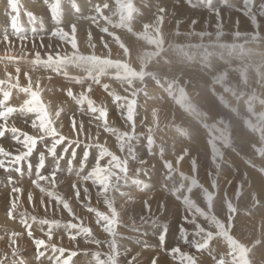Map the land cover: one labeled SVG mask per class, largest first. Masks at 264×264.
<instances>
[{
	"label": "rangeland",
	"instance_id": "374dc122",
	"mask_svg": "<svg viewBox=\"0 0 264 264\" xmlns=\"http://www.w3.org/2000/svg\"><path fill=\"white\" fill-rule=\"evenodd\" d=\"M16 1L9 4L11 8L4 3L5 10L9 9L12 14L11 17L3 15L9 23L0 28L3 34L7 33L8 39L15 37L14 44L30 42L33 38L41 40L46 33V36H51L52 40L47 38L50 41L58 39L63 46L67 43L64 40L67 35L60 38L52 34L54 30L66 33L65 29L53 27L50 30L27 1ZM63 1L58 3L61 19L66 18L64 12L68 11L65 9L67 3ZM206 1L216 6L222 2L219 5L221 9L226 7L239 12L244 20L231 25V28L224 21L215 25L206 21L208 26H199V19L185 18L197 11L206 15ZM215 1L123 0L118 4L102 0L107 3L102 9L113 8L119 12V16L110 14L113 19L106 17L114 23L102 18V24L116 28L119 26L116 23L121 22H132L138 27L148 26L152 17L145 19L144 16L154 14L160 17L157 29L146 32L142 44L133 54L119 30L102 34V41L107 46L121 52L117 57L112 58L102 50L96 51V43L93 47L96 50L92 49L94 52L86 54L82 51V54L79 51L80 38L76 37L79 35L77 27L70 40L78 48L76 52L64 51L60 45L49 51L37 48L42 58H46L48 53L53 57L57 53L66 57L65 62L59 65L35 64L36 52L34 49L25 51L24 43L16 45L17 49H9L10 53L22 55V58L18 56L19 60H10L12 69L38 77L41 81L50 79V84L56 80L57 85L44 88L43 93L48 95L56 89L64 92L71 89L77 97L83 93L95 107L107 111V127L114 130L106 131L105 122L97 120L96 114L89 112L87 104L80 107L67 95L66 104L53 100L50 95H41L51 113L55 114L63 108L54 125L63 135L67 130L71 134L66 132L65 136L73 139L77 135L68 122L75 114L76 121L83 122L82 141L98 140L127 162L128 173L121 175L120 182L117 181L118 188L113 193L119 214L118 223L113 226L114 235L103 231L96 224L94 214L87 211L84 205L89 201L82 202L83 188H80L81 205L73 211L92 228L99 244L87 242L82 237L71 241L63 225L73 218L47 213V218L62 222L53 232L50 243L76 251L77 255L72 257L73 264H95L94 253H100L101 258L115 257L116 264H153L154 258H157L156 264H264V0ZM95 14L83 7L72 9L68 16H76L75 21H78ZM49 18L54 19L53 16ZM94 20L95 17L92 18ZM12 21L22 29L19 36L15 35ZM97 21L95 24H101ZM93 32H96L95 27ZM0 35V38L4 36ZM27 43L24 47L28 46ZM19 63L28 64L25 68L29 72ZM51 68L55 69L53 74L49 71ZM81 69L83 72H77ZM17 76L20 77L13 75ZM11 81L15 84L13 79ZM37 83L40 81L31 80L32 86ZM122 84L124 88L119 87ZM4 87L7 89L8 84L5 83ZM15 89H9L12 95ZM76 90H82V93L78 94ZM88 91L98 92L100 99ZM162 112L166 113V119L161 116ZM28 115L30 117L14 114L9 120L14 124L27 120L31 124L35 116ZM28 126L30 133L31 127ZM10 136L11 133H8ZM11 139L8 140L16 142ZM15 144L18 143L12 145L15 147ZM19 149L22 150V145ZM10 152L18 154L15 149ZM92 153L93 150H90L89 162L80 170L82 153L78 149V156L73 161L75 170H67L68 175L57 173L64 179L57 182L55 190L58 192L63 188L66 193L64 198H75L72 184L75 182L73 178L77 177L76 170L81 175L91 170L94 164ZM107 159L103 162L106 163ZM52 167L54 165L47 161L46 170L51 171ZM4 172L0 175V197L5 195V200L12 198V195L9 198V191L13 187L23 188L36 178L34 171L29 176L26 164L23 176ZM9 175L13 176L11 182H8ZM13 182L16 184L10 187ZM133 186L140 190L133 189ZM23 193L28 195L26 191ZM89 193L91 205L106 211L102 198H95L96 191ZM121 193L128 195L122 196ZM160 194L165 195L167 200L160 201L157 197ZM39 195L46 196L41 191ZM167 203L171 210L177 211L176 214L164 207ZM10 207L11 202H5L0 207V239L23 232L29 237L22 222L10 220ZM26 207L17 200L13 216L22 219L25 212L37 217L45 216L43 212H31ZM44 228L47 231V226ZM32 230L35 237L47 239L35 223ZM162 231L167 232L164 242L158 239ZM30 241V244L9 240L0 242V264H54V259L48 257L59 253L41 248L45 255L38 260L37 249L33 240ZM67 255L68 251L64 257Z\"/></svg>",
	"mask_w": 264,
	"mask_h": 264
},
{
	"label": "snow or ice",
	"instance_id": "6c2138e0",
	"mask_svg": "<svg viewBox=\"0 0 264 264\" xmlns=\"http://www.w3.org/2000/svg\"><path fill=\"white\" fill-rule=\"evenodd\" d=\"M49 9L55 19L58 15V4L56 0H53ZM12 27L15 29L17 36H19L22 29L14 21H12ZM52 34L60 38H64V36L67 35L57 30H54ZM4 39L6 43H10L7 33H5ZM65 60L66 57L61 56L59 53H57L55 57H53L51 53H48L46 58H42L41 54L36 52L33 62L38 65H52L54 63L59 65L64 63ZM57 70L59 69L57 68ZM10 75L11 74H9V76ZM25 75L27 77V74ZM5 83V81H0V93H2V98H0V138L5 137L6 133H11L12 139L16 141V143L22 145V150L18 149V154L13 155V153L6 151L4 147L0 146V168L4 169L6 172L14 171L23 176L24 165L26 164L29 176H31L34 171L36 177L32 180V184L49 198L48 204L45 203L43 197H41L39 201L40 205L43 206L45 210L44 217L30 215L27 212L22 214V223L25 226V230L29 238L33 240L37 249L36 258L39 260L45 255L44 251H40L41 248H45L50 249L54 254L59 253V255H55L54 257H48L50 260L54 259V264H73L72 257L77 255L76 251L66 250L63 247H58L55 243H50L53 239V232L57 230L62 223L60 220L47 218L48 205H50L52 201H55L57 210L66 211L68 215L73 218L63 225L71 241H76L77 237H82L87 242L94 241L97 244H99L100 241L95 240L92 228L86 225L84 221L75 214L69 200L55 190L58 182L57 173L59 172L62 175L65 166L69 172L75 170L73 168V161L76 160L78 156V149L82 153L79 166L80 170H83L86 163L89 162L90 150H93L92 159L94 160V164L91 170L88 171L86 175H81V172L76 170L77 180L81 184L91 180L92 185L97 188V197L102 198L103 204L106 206L107 210L101 211L99 208L91 205L88 187L83 188V200L80 188L77 187L75 182L72 184V187L75 189L74 195L77 200H82V202L89 201L84 205L87 211L94 214L96 224L111 236L115 234L113 226L118 223L119 218V214L115 208L113 193L118 188L117 181L121 179L122 174H126L127 172V162L111 152L104 144L99 143L98 140L96 142L87 143L80 140L79 134L84 130L83 122L81 121L78 123L75 119V114L70 117V121L72 131L77 132V138L71 139L63 135L54 126L55 120L58 119L61 112L64 111L63 108L58 109L55 114L51 113L48 105H46L41 98L39 84L33 87L30 77H28V84L26 86H21L19 84V76L16 77L15 84L12 83L11 79L7 81V89L4 87ZM12 88L19 89L20 92L26 94L28 97L18 106L8 103L11 96V91L9 89ZM66 95L72 98L80 107L87 104L89 112L96 114L95 118L97 120L105 122V130L114 131L107 127V111L105 109L95 107L93 102L83 93L77 97L71 89H68ZM14 114H18L20 117H27L28 114H33L35 118L31 119L30 127L36 130L35 134L23 131L14 124L10 126L8 121ZM25 123L27 124V120H25ZM89 141H91L90 136ZM82 145L83 147H81ZM33 157H35V164L33 163ZM49 158H51V164L54 165L51 171L46 170V162ZM105 158H108L106 163L103 162ZM62 160L66 161L65 166L61 165L60 162ZM11 179L12 177L9 175V180L11 181ZM21 192L22 189L19 187L12 188L11 207L8 211L10 218H14L13 211L17 207L18 194ZM121 195L126 196L128 194L121 193ZM28 201L30 203L33 202L31 192L28 193ZM29 221H31V223ZM33 223L38 225L47 239L34 236L32 230ZM44 226H47V231H45ZM166 238V231H162L158 236V239L162 242L166 241ZM66 251H68V255L65 258L64 253ZM93 255L95 264H116L115 257L101 258L100 253H94ZM156 261L157 258H154L153 264H156Z\"/></svg>",
	"mask_w": 264,
	"mask_h": 264
},
{
	"label": "bare ground",
	"instance_id": "6f19581e",
	"mask_svg": "<svg viewBox=\"0 0 264 264\" xmlns=\"http://www.w3.org/2000/svg\"><path fill=\"white\" fill-rule=\"evenodd\" d=\"M16 1V0H15ZM23 3L25 2V1H27L32 7H34V9H35V13L36 14H38V15H40L39 16V19H41V20H44V23L45 24H48V27L50 28V30L51 29H53V27H55V28H58V29H65L66 30V34H67V36L64 38V40H66V44H64V46L62 45V43L58 40V39H55V40H53V41H50V40H48L47 38H50L51 39V36L50 37H48V36H46V34H45V36L44 37H42V39L41 40H36V39H34L33 37V39L32 40H30V42L29 41H25V42H17V43H15L14 44V41H15V37H14V39H12V40H10L9 39V41H10V43H6L5 42V39H4V37H5V33L3 34V32H2V30L0 29V33L2 34V35H4V36H2L1 38H0V77H1V80L0 81H5L6 83H7V79L9 78L10 79V77H11V79H13V81L16 83V77H13V75H20V77H19V83L20 84H22V86H26L27 84H28V77H30V80H33V81H40V83H37V84H39V88H40V93H41V95L42 96H48V95H50V97L53 99V100H58V101H60V102H64L65 104H66V101H64L65 100V98H66V92H64V91H61V90H59V89H56V91L55 92H49V93H52V94H49L48 93V95L47 94H45V93H43V90H44V88H46V87H48L49 88V86L50 85H53V84H56L57 85V82H55L56 80H54V82H53V84H50V82H52V81H50V79L49 80H47V79H44V81H41V79H39L38 77H33V76H30L29 74L27 75V77H26V75H25V73H21V72H19V71H16V70H14V69H12L11 67H10V63H11V61L10 60H19L18 58V56H21V58H22V55L20 54V53H18V54H20V55H15V54H13L12 52L10 53V52H8V51H10V50H12V49H17V47H15L16 45H20V44H22V43H24V44H26L27 42H29V43H27L28 44V46L27 47H24V44H22L23 45V49H26L25 51H28L29 50V52L31 51V49L33 50L34 49V51L35 52H38V50H37V48H39V47H42L44 50H47V51H49V50H52V49H54V47H55V49H57V46L58 45H60L62 48L61 49H64V51H67V52H70V53H73L74 51L76 52L77 51V47L76 46H74V45H72V41H70L72 38H73V34H75V32L76 31H74V30H76L77 28L79 29H77L78 30V36H76V37H79L80 38V41H79V43L82 45H80V49H79V51H84V52H86V54L88 53H91L93 50L92 49H94L93 47H94V44L96 43L98 46L96 47V49H94V50H96V51H101L102 50V53L104 52L105 54H109L112 58L113 57H117L118 55H119V53H121V52H117V51H113V49H112V47H110V46H107L103 41H102V34H104V33H111L112 31H114V30H119L120 32H121V35H122V39L124 40V42L126 43V44H128L129 45V52L131 53V54H133V51H135L136 52V49L138 48V46L140 45V44H142V42H143V40H144V38H145V36L147 35L146 34V32H148V31H151V30H155V29H157V25H159L160 24V21H161V19H160V17L159 16H154V14H153V16H144L143 18H145V19H147V18H150V17H152V20H151V22H150V24L148 25V26H137V25H135V24H133L132 22H121V23H116L117 25H119L118 26V28H116V27H114V26H111V25H107V24H102V18H104V20L106 21V22H108V23H114L112 20L111 21H109V20H107V18L106 17H110L111 19H113L114 18V16H111L110 14H117L118 16H119V12L117 11V10H114L113 8H111V9H109V10H104V9H102V6H105V5H107V3L105 2V3H103L102 2V0H64L63 2L64 3H67L66 4V8L65 9H68V11H66L65 10V12H64V15H65V17L66 18H62L61 19V13H60V10H59V6H58V15L56 16V18L55 19H52V18H49V17H51V16H53L51 13H50V5L53 3V0H21ZM39 1H41V2H39ZM118 1L120 2V3H122V1L123 0H112V2H114V3H118ZM212 1H215V0H212ZM17 3H18V1H16ZM20 2V1H19ZM60 2V0H56V3L58 4ZM202 2V1H201ZM210 1H206V6H205V9L204 10H206V12H207V14L206 15H203L204 13H200V12H195V14L194 15H192V16H185V18L188 20H198L199 19V21L201 22V23H197L199 26H208V24H206L205 22L207 21L208 23L210 22L212 25H215V24H218L220 21H224L223 23H227V24H230V26L231 25H235V23H239V22H241L242 20H244L243 18H242V16H240L239 15V12L238 13H235L234 11H232V9L230 10L229 8H224V9H221V7H219V5H222L223 3L222 2H220L219 4H217V6L214 4H208ZM215 2H217V1H215ZM7 4L8 3V5L10 4V5H12V3H14V0H0V28H2L6 23L8 24L9 22H7V20L8 19H6V18H4V17H11L10 16V14H12L11 12L12 11H9V9H6L5 10V4ZM120 3H118V4H120ZM20 4H21V2H20ZM8 6V7H10L11 8V6ZM28 5V4H27ZM71 5H73V6H71ZM23 6V5H22ZM22 6H19L18 8H20V9H22V8H24V6L22 7ZM22 7V8H21ZM27 6L25 5V8H26ZM83 7H86V8H88V9H90V10H92L93 12H96V14L95 15H93V16H87V17H85V18H83V19H80V20H78V21H75L76 20V16H68V14H69V12L70 11H72V9H73V11H74V9L76 10V9H79V8H83ZM28 8V7H27ZM199 8V7H198ZM170 9L172 10V9H174V8H171L170 7ZM16 10H17V8H16ZM23 10H25V9H23ZM197 10V9H196ZM6 11V12H5ZM14 11H15V8H14ZM13 11V12H14ZM212 11V12H211ZM5 13H7V16H5ZM154 13V12H153ZM14 14V13H13ZM107 14H109V16H107ZM2 15V16H1ZM3 15H4V17H3ZM141 15V14H140ZM147 15V14H146ZM151 15V14H150ZM93 17H95V20L97 19L98 21V23H100V21H101V24H95L96 22H95V20L94 21H92V18ZM23 18V17H22ZM142 18V17H141ZM10 19V18H9ZM61 19V20H60ZM67 19V20H66ZM50 20V21H49ZM64 20H65V22H64ZM61 21H63V22H61ZM42 23H43V21H42ZM195 22H193V24H194ZM28 25V24H27ZM74 26V27H73ZM218 26V25H217ZM34 27V26H33ZM77 27V28H76ZM94 27L96 28V32L94 33L93 32V30H94ZM231 28H233L232 26H231ZM62 30V31H63ZM64 30V31H65ZM123 30V31H122ZM32 31V30H31ZM48 33H50L49 32V30H48ZM23 34V33H22ZM15 35H16V33H15ZM1 36V35H0ZM45 39H47V40H45ZM76 39V38H75ZM75 39H73V40H75ZM24 40V39H23ZM52 40V39H51ZM84 40V41H83ZM77 41V40H76ZM57 45V46H56ZM78 45V46H79ZM170 45V44H169ZM59 47V46H58ZM168 47V46H167ZM82 48H83V50H82ZM10 49V50H9ZM111 49H112V51H111ZM120 49H122V48H120ZM5 50H6V52H5ZM59 50V49H58ZM123 50V49H122ZM56 51V50H55ZM60 52V51H59ZM94 52V51H93ZM26 53V52H25ZM23 54V53H22ZM67 55H70V54H68V53H66ZM82 54H83V52H82ZM102 56V55H101ZM92 57V56H91ZM23 63V62H22ZM221 63V62H220ZM219 63V64H220ZM18 65H21V66H24V68H25V66L26 67H28L29 65L28 64H26V63H24V64H18ZM28 65V66H27ZM83 68V67H82ZM39 70V69H38ZM214 70V69H213ZM25 71H28V69L26 70V68H25ZM49 71H50V73L51 74H53L54 72H55V69L54 68H51V69H49ZM211 71H212V69H211ZM29 72V71H28ZM34 72V71H33ZM77 72H83L82 71V69L81 70H78ZM85 73H86V70L84 71ZM209 72V71H208ZM216 71H214V73H215ZM35 73V72H34ZM210 73V72H209ZM230 73V72H229ZM9 74H11L10 76H9ZM211 74V73H210ZM212 75V74H211ZM51 80H53V78H51ZM58 81H62V79H60V78H58ZM59 82V83H60ZM37 84H33V87H36L37 86ZM42 85V86H41ZM125 87V85H120L119 87ZM121 87V88H122ZM83 91H85V90H83ZM13 92V91H12ZM76 92L78 93V94H80V93H82V90H76ZM14 93V92H13ZM88 93L90 94V95H92V94H94V96L95 97H97L98 99H100V97H101V95L98 93V92H93V91H88ZM12 95V94H11ZM13 97H12V99L10 98V100H9V102L8 103H10L11 105H14V106H18L19 104H21V103H23V101L25 100V99H27L28 97H27V95L26 94H24V93H22V92H20L18 89H15V93L12 95ZM0 98H2V93H0ZM68 99H70V98H68ZM102 99H103V97H102ZM101 102V101H100ZM152 102V101H151ZM101 104V103H100ZM65 106V105H64ZM14 116V115H13ZM161 116H164V119H166V113L165 112H162V114H161ZM169 116V115H168ZM240 117H241V115H239ZM28 117H30L29 115H28ZM16 118H18V116L16 117ZM168 118V117H167ZM242 119V118H241ZM70 120V119H69ZM168 120V119H167ZM69 122V126L71 125L70 124V121H68ZM8 123H9V125L11 126V125H13L14 123H12V122H10V120L8 121ZM16 123L17 124H14L16 127H19V128H23V130H25V131H27V129L29 130V126L28 125H30V124H26L25 123V121H23V122H21V121H19V122H17L16 121ZM85 123V122H84ZM66 126H67V124H66ZM72 126V125H71ZM238 126V125H237ZM85 128H90V127H85ZM33 130V131H32ZM87 131L89 132L90 131V129H87ZM238 131V130H237ZM31 132H32V134H35V132H34V129H32L31 128V130H30V134H31ZM65 132V135H66V132H67V135H70L71 134V131L70 130H67V131H64ZM201 133V132H200ZM241 133V132H240ZM113 135V134H112ZM245 135V134H244ZM242 136V135H241ZM11 137L12 136H10V137H8V133H7V136L6 137H3V138H0V146H2V147H4L5 148V150L6 151H9L10 152V150H18L19 148H20V144H15V147L13 146L14 145V143H16V142H14V143H12V141H10V140H8V139H11ZM8 138V139H7ZM75 138H77V135H75L74 137H73V139H75ZM79 139L81 140L82 139V134H79ZM105 139V138H104ZM12 140V139H11ZM104 141V140H103ZM123 142V141H122ZM107 143V142H106ZM109 143V142H108ZM13 144V145H12ZM9 146H11V147H14V149L13 148H11V149H9L10 147ZM207 148H209V147H207ZM210 150V149H209ZM116 154V153H115ZM121 154V153H120ZM34 161H35V158H34ZM36 162V161H35ZM48 162H51V158H49V160H48ZM61 165L62 166H65L66 164H65V161L64 160H62L61 161ZM86 167V166H85ZM180 167V166H179ZM186 167V166H185ZM77 168V167H76ZM233 168V167H232ZM132 169V168H131ZM134 169V168H133ZM234 169H235V167H234ZM2 170V169H1ZM0 170V175L1 174H5V170H2L1 171ZM68 169H67V167L65 166L64 167V171H63V174L64 175H68V171H67ZM129 170V169H128ZM233 170V169H232ZM231 170V171H232ZM236 170V169H235ZM189 171V170H188ZM128 173V172H127ZM197 173V172H196ZM11 174L13 175V174H15V172L13 171V172H11ZM60 174V173H59ZM61 175V174H60ZM129 176V175H128ZM11 177H13V176H11ZM131 178V177H130ZM64 178L62 177V176H59L58 177V181L59 180H63ZM67 179V178H66ZM74 180H75V183L77 184V185H79L78 187L79 188H84V187H88L89 188V191L91 192V191H93V190H95L96 192H97V188L95 187V186H93L92 185V182H91V180H89V181H87V182H85L84 184H81L78 180H77V177H75V178H73ZM18 180H22V179H18ZM23 180L25 181V178H23ZM156 180V179H155ZM65 181V180H64ZM8 182H11V181H8ZM74 182V181H73ZM120 182V181H119ZM156 183H158V179L155 181ZM25 183V182H24ZM23 183V184H24ZM62 183H64V182H62ZM14 184H16L15 182H13L12 184H10L11 186L10 187H13L14 186ZM27 184V185H26ZM25 185L27 186H25L27 189H25V187H23V188H21L22 189V192H31L32 193V196H33V202L32 203H30L29 201H28V195L25 193H23V194H18L19 195V198H18V200H20V201H22L23 202V204L24 205H26L27 207L25 208L26 210H28V211H39V212H43L44 213V215H45V210H44V207L43 206H41L40 205V203H39V201H40V199H41V197H43L44 198V200H45V203L46 204H48V200H49V198L47 197V196H42V195H39L40 194V191L38 190V192H37V188L32 184V183H26ZM18 185V184H17ZM20 185H22V184H20ZM151 185V183L149 184V186ZM154 185H155V183H154ZM157 185V184H156ZM120 186V185H119ZM122 187V186H121ZM60 188V187H59ZM136 188H138V187H135V186H133V189H136ZM139 189V188H138ZM61 191H58L61 195H63V196H65V194L66 193H64L65 191H64V189L63 188H61L60 189ZM140 190V189H139ZM146 191V190H145ZM148 191V190H147ZM151 191V190H150ZM10 192V194H9V198L11 197V195H12V189H11V191H9ZM74 192V191H73ZM158 192V191H157ZM160 192H163V191H160ZM69 193V192H68ZM164 193V192H163ZM73 194V193H72ZM82 194V193H81ZM153 193H151V195H152ZM165 194V193H164ZM167 194V193H166ZM171 194V193H170ZM174 194V193H173ZM74 195V194H73ZM158 197V199H160V201H164L166 198H165V195H163L162 196V194H160V195H158L157 196ZM173 197H175V196H173ZM95 198H97V199H99L98 197H97V195L95 196ZM153 198H155V196L153 197ZM6 199V197H5V195H2L1 197H0V207H2L3 205H4V203L5 202H7V204H9L10 202H11V199H8V200H5ZM68 200H69V198H67ZM124 199V198H123ZM148 199H149V197H148ZM121 200H122V198H121ZM167 200V199H166ZM80 201L81 200H77L76 198H73L72 200H69V202H70V204H71V206H72V208H73V210L75 211V209H78L79 208V205H81L80 204ZM155 201H156V198H155ZM168 201H170V200H168ZM127 202V201H126ZM171 202V201H170ZM145 206V205H144ZM62 207V206H61ZM164 207H168V208H170V210L172 209L169 205H168V203L164 206ZM139 208V207H138ZM143 208V207H142ZM175 208V207H174ZM135 210H137L136 208H135ZM140 210V209H139ZM76 211H79V210H76ZM138 211V210H137ZM171 211H173L174 212V214H176L177 213V211H175V210H171ZM47 213L48 214H54V215H56V216H62V217H66V216H68V213L66 212V211H60V210H57V208H56V205H55V201H52V203L50 204V205H48V211H47ZM178 215V214H177ZM7 216V215H6ZM14 218H9L10 220H13V221H16V222H22V219L21 218H18V217H16L15 218V216H13ZM5 220H7V219H5ZM8 222V221H7ZM36 231V230H35ZM22 235V236H21ZM27 238V239H26ZM17 241V242H19V243H31V241H30V238L29 237H27L26 236V234L23 232V233H21V234H16L15 236H5V237H2L1 239H0V242L1 243H3L4 241ZM26 245V244H25ZM27 246V245H26Z\"/></svg>",
	"mask_w": 264,
	"mask_h": 264
}]
</instances>
